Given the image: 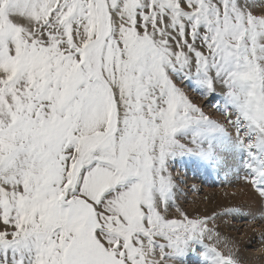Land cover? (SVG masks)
<instances>
[{"label":"snow or ice","instance_id":"1","mask_svg":"<svg viewBox=\"0 0 264 264\" xmlns=\"http://www.w3.org/2000/svg\"><path fill=\"white\" fill-rule=\"evenodd\" d=\"M177 163L264 203V0H0V264H244Z\"/></svg>","mask_w":264,"mask_h":264},{"label":"bare ground","instance_id":"2","mask_svg":"<svg viewBox=\"0 0 264 264\" xmlns=\"http://www.w3.org/2000/svg\"><path fill=\"white\" fill-rule=\"evenodd\" d=\"M189 169V168H188ZM179 171V170H178ZM209 175L207 174L206 176L204 175L203 180H208L210 179L208 177ZM210 177H213L214 179H218L217 177H219L220 179L217 180L218 181H223L224 177L223 175L221 176H216V175H210ZM198 178V177H197ZM183 179V178H182ZM192 179V178H191ZM195 180V179H194ZM212 183V181H210ZM216 182V181H215ZM208 182H206L207 184ZM219 183V182H218ZM224 183V182H223ZM228 186L232 187V190L230 191H226L227 193L224 194L222 193L223 190H216L215 187L213 188V190H211V192H207L209 193V195L204 194V197H197V199L195 198L196 202H204V200H206L205 198H209V202L213 203L216 201V203L218 204V207H220V209L225 208V207H230V206H235V205H241V209L246 210L247 213H252L253 215L249 216L247 215L246 218H240V221H243L244 219H246L245 223H241L246 224L251 221V225L248 227L250 230L249 232L247 231V234L250 236L253 240V245H251L252 248H246L245 244L246 241H241L240 238L237 237H241V235L239 236L238 234L241 233L239 232V230H236V225L230 221V219L228 220V222H222L221 224V230L224 231L225 234L229 235L231 238H233L237 244L238 247L240 249V255L241 258L244 261V264H264V243H262L261 241V237H260V232L264 229H262L264 226V220L259 219L261 214H264V203L260 202L246 187L242 182L239 181H235L233 180L232 182H225ZM191 184V183H190ZM189 184V186H191ZM193 184V183H192ZM181 185V184H180ZM184 185V184H183ZM194 185V184H193ZM192 185V186H193ZM196 185V184H195ZM211 185L215 186L214 183H212ZM217 185V184H216ZM221 185V184H219ZM204 186V185H203ZM207 186V185H206ZM212 186V187H213ZM185 187V186H184ZM220 187V186H219ZM222 187V186H221ZM227 187V186H226ZM225 187V188H226ZM200 189V186L198 187ZM197 188V189H198ZM207 188V187H206ZM210 188V187H209ZM235 188V189H234ZM192 190H194V188H191ZM195 189V191L197 190ZM219 189V188H218ZM186 190V189H185ZM191 190V191H192ZM228 190V189H227ZM187 191V190H186ZM198 191V190H197ZM203 192V190H202ZM193 193V192H192ZM197 193V192H196ZM199 193V192H198ZM204 193V192H203ZM181 197H183L181 202H184L185 197L183 195V191L181 193ZM190 195V194H188ZM194 195V194H193ZM197 195V194H196ZM207 196V197H205ZM192 197V196H191ZM204 199V200H203ZM208 200V199H207ZM189 201V204H192V200H187ZM194 202V201H193ZM208 203V202H207ZM209 203V204H210ZM209 209L210 206L208 204H205ZM212 210V209H210ZM227 221V220H226ZM232 229V232L230 231V229ZM238 228V227H237ZM256 230L257 234L255 232H253L254 229ZM243 233V231H242ZM244 234V233H243ZM244 236V235H243ZM247 237H244L243 239H246ZM248 241V238H247ZM252 244V243H251Z\"/></svg>","mask_w":264,"mask_h":264},{"label":"rangeland","instance_id":"3","mask_svg":"<svg viewBox=\"0 0 264 264\" xmlns=\"http://www.w3.org/2000/svg\"><path fill=\"white\" fill-rule=\"evenodd\" d=\"M189 168V169H188ZM179 170V171H178ZM174 174L178 177V179H180V180H182L183 182L181 183V185H180V187H181V189L183 190V195H184V197H185V200H184V202H181L182 201V199H183V197H181L180 196V203L185 207V208H187L189 211H192L193 209H196V208H199L201 211H204L205 209H207V210H209L210 211V209H220V207L219 208H217L218 207V204L216 203V201L215 202H213V203H210L209 202V198H205L206 200H204V202H196L195 201V198L197 199V197H204V194H207V195H209V193H207L208 191L209 192H211V190H213V188L215 187V189L216 190H223V192L222 193H224V194H226L228 191H230V190H232V187H230V186H228L225 182L223 183L222 181H218L217 182V180L218 179H220L219 177H217L218 179H214L213 177H210V175L208 176L210 179H206V180H203V178H204V175L206 176L207 174H204V173H201V172H198V171H195L193 168H192V166L191 165H184V164H180V163H177V165H176V167L174 168ZM198 177V178H197ZM183 178V179H182ZM192 178V179H191ZM195 179V180H194ZM210 181H212V183H214L215 184V186H213V185H211L212 183L210 182ZM216 181V182H215ZM206 182H208L207 184H206ZM191 183V184H190ZM195 185V188H194V190H192L191 188H193V184ZM184 184V185H183ZM189 184L191 185V186H189ZM217 184V185H216ZM219 184H221V185H219ZM204 185V186H203ZM207 185V186H206ZM185 186V187H184ZM200 186V189L198 188ZM213 186V187H212ZM220 186V187H219ZM222 186V187H221ZM227 186V187H226ZM207 187V188H206ZM210 187V188H209ZM226 187V188H225ZM198 188V189H197ZM219 188V189H218ZM187 191H186V190ZM195 189H197L196 191H195ZM228 189V190H227ZM235 189V188H234ZM192 190V191H191ZM202 190H203V192H202ZM227 191V192H226ZM193 192V193H192ZM197 192V193H196ZM199 192V193H198ZM188 194H190V195H188ZM194 194V195H193ZM197 194V195H196ZM192 196V197H191ZM205 197H207V196H205ZM182 198V199H181ZM192 200V204L190 205L189 204V201H187V200ZM208 199V200H207ZM194 201V202H193ZM208 202V203H207ZM210 203V204H209ZM205 204H208L209 206H210V209L205 205ZM230 207H232V206H230ZM233 207H236V208H240L241 209V205H235V206H233ZM243 212H244V215H245V217L248 215V213H247V211L246 210H243ZM230 219V221L231 222H233L235 225H236V230L238 231L239 230V232H241V233H239L238 235L240 236L241 235V237H237V238H240V240L241 241H246V244H245V247L248 249V248H252L251 247V245L252 246H254L253 244V240H252V238L251 237H249L250 236V233H249V235L247 234V231L249 232V226L251 225V221L249 222V224L248 223H246V224H241V223H245V221H246V219H244L243 221H240V218H237V219H232L231 217H225V218H223V220L222 221H220V226H221V224H222V222L224 221V222H228V220ZM227 220V221H226ZM264 226V225H263ZM238 227V228H237ZM230 229V231L232 232V229L231 228H229ZM262 229H264V227L262 228ZM254 231L253 232H255L256 234H257V232H256V230H255V228L253 229ZM242 231H243V233H242ZM262 231H264V230H262ZM224 232V231H223ZM244 235V236H243ZM260 235V234H259ZM244 237H247L248 238V241H247V238L246 239H243ZM252 243V244H251ZM241 252V251H240Z\"/></svg>","mask_w":264,"mask_h":264}]
</instances>
